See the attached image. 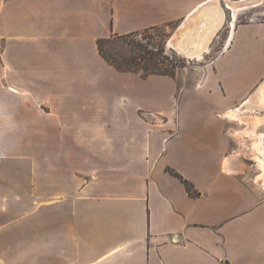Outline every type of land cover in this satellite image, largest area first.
<instances>
[{"label":"crops","instance_id":"crops-1","mask_svg":"<svg viewBox=\"0 0 264 264\" xmlns=\"http://www.w3.org/2000/svg\"><path fill=\"white\" fill-rule=\"evenodd\" d=\"M208 1L0 0V264H264L241 151L264 179V23L230 21L195 86L97 48ZM57 134L65 161L41 157Z\"/></svg>","mask_w":264,"mask_h":264},{"label":"rangeland","instance_id":"rangeland-1","mask_svg":"<svg viewBox=\"0 0 264 264\" xmlns=\"http://www.w3.org/2000/svg\"><path fill=\"white\" fill-rule=\"evenodd\" d=\"M220 2L225 10L222 26L220 27L216 36L212 39L208 52L202 53L199 59L190 58L186 55H183L169 44L170 39L174 37V35L177 33V29L183 23V21L171 22L168 24H162L140 31H136L137 33L130 36L129 38H126L127 41L118 39L114 40V46L116 45L118 49L126 56L139 55L142 54L141 50H144V56L146 58L153 56L156 57V59H160L162 64L159 65V67L164 70H169L173 74V77L177 78V81L179 83L186 86H195V84H197L198 80L204 73L205 65L208 64L212 60V58H214L216 55L219 54L221 50L224 49L225 43H227V39L230 33V21L232 26L234 24V20L236 23H245L250 21L264 23V0H260L259 2L258 0H227V7H224L222 0H220L219 3ZM254 2L257 3L253 4ZM230 5H240V9L234 11L230 8ZM126 42H129V44L126 45ZM111 43H103V49L106 53L110 54L113 52V44ZM131 43H135V47L132 48L130 46ZM139 73L142 74L143 72L140 70ZM8 138L9 147H12L11 145L14 143L17 144V142H20L19 136L17 135H9ZM66 139L67 135L57 134L55 136L57 148L49 151H40L42 153H40L41 157L50 156L51 158H56L57 160L61 161L67 160V146L63 147L60 143H58L61 141H65ZM11 141H13V143H11ZM16 151L17 150H9V153H13ZM241 151H248L244 155V159L248 164H252V160L249 158L250 156L254 159H257L255 145L252 147L251 150H246L245 147H243ZM251 164L248 166V178L255 177V185H261V187L264 188V179L258 178L256 176L258 174V171L254 168L253 165L251 166ZM9 166L5 168L6 170L8 169L10 177L12 176V174H10V171L13 169ZM260 166L261 165H259V167ZM18 168L23 170L22 167ZM9 180H15L19 183V181H17V178H10ZM23 180L24 182H27L24 178Z\"/></svg>","mask_w":264,"mask_h":264},{"label":"bare ground","instance_id":"bare-ground-1","mask_svg":"<svg viewBox=\"0 0 264 264\" xmlns=\"http://www.w3.org/2000/svg\"><path fill=\"white\" fill-rule=\"evenodd\" d=\"M230 8L235 11L240 9V5H230ZM223 20L224 11L219 0L208 1L194 10L183 21L177 29V33L170 39L169 44L179 53L190 58L199 59L201 54L208 50V44L222 26ZM260 165L262 174H264L263 159H261Z\"/></svg>","mask_w":264,"mask_h":264},{"label":"trees","instance_id":"trees-1","mask_svg":"<svg viewBox=\"0 0 264 264\" xmlns=\"http://www.w3.org/2000/svg\"><path fill=\"white\" fill-rule=\"evenodd\" d=\"M137 32H131L125 35H114L107 38H101L97 40V48L100 53V55L104 58V60L109 63L111 66L118 70L122 71H134L139 72L140 70L143 72L141 75L146 76L149 74H164V75H170L173 76V74L169 70H164L159 67L161 65L160 59H156V57H148L146 58L144 56L145 51L141 50L142 54L139 55H130L126 56L124 53H122L118 47L114 46V40H123L127 41L126 38H129L130 36L134 35ZM111 43L112 45V53H106L103 49L104 44L103 43ZM131 42V41H129ZM129 42H126L125 44L128 45ZM130 46L133 48L135 47V43H131ZM169 173L177 176L181 182L184 184L187 192L191 196H197L199 195V192L195 189L192 183H190L188 180L183 178L177 171L171 168L166 169Z\"/></svg>","mask_w":264,"mask_h":264},{"label":"built area","instance_id":"built-area-1","mask_svg":"<svg viewBox=\"0 0 264 264\" xmlns=\"http://www.w3.org/2000/svg\"><path fill=\"white\" fill-rule=\"evenodd\" d=\"M225 46H226V43H225Z\"/></svg>","mask_w":264,"mask_h":264}]
</instances>
